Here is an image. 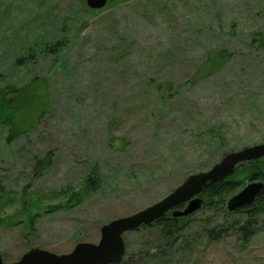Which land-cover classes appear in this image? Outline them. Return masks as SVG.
<instances>
[{"label":"rangeland","instance_id":"1","mask_svg":"<svg viewBox=\"0 0 264 264\" xmlns=\"http://www.w3.org/2000/svg\"><path fill=\"white\" fill-rule=\"evenodd\" d=\"M261 144L264 0H0L5 264L97 245L104 225ZM243 220L201 211L172 246L141 227L119 264H264V223L249 245L205 232Z\"/></svg>","mask_w":264,"mask_h":264},{"label":"water","instance_id":"2","mask_svg":"<svg viewBox=\"0 0 264 264\" xmlns=\"http://www.w3.org/2000/svg\"><path fill=\"white\" fill-rule=\"evenodd\" d=\"M109 0H86L92 11L104 9ZM264 160V144L228 154L211 170L188 177L174 192L159 203L132 216L121 218L101 228L99 244H78L68 255H55L40 249H31L18 263L14 264H119L126 256L124 236L141 227L152 226L168 213L175 218H187L198 213L203 201L198 196L209 181L230 178L240 165ZM263 182H251L231 197L226 205L230 214H236L252 206L262 189ZM184 207L183 210H176ZM0 264H5L0 253Z\"/></svg>","mask_w":264,"mask_h":264},{"label":"trees","instance_id":"3","mask_svg":"<svg viewBox=\"0 0 264 264\" xmlns=\"http://www.w3.org/2000/svg\"><path fill=\"white\" fill-rule=\"evenodd\" d=\"M239 172H243L245 175V180H248L246 185L255 181L264 183V160L252 161L239 166L230 178L218 181H209L203 187L200 195L198 196L203 201V207L199 212L218 211L223 213L224 217L228 219L233 215L245 217V220H243L241 223H237V221L233 222L230 228L228 227L227 229L220 228L214 230L212 228L205 231L207 233L208 239L212 242L224 240V238H226L230 232L235 231V234L239 237V239L241 238L240 241L244 245H249L252 241L251 239L253 238L254 229L259 224L264 223H259L260 217L264 215V188L252 206L233 215H228L226 211L227 201L242 188L240 183L235 180V176H239ZM90 186L91 188H93L92 186H95L94 181ZM182 208L183 207H179L176 210H181ZM193 216L187 218H175L173 217L172 213H169L161 220L154 223L152 226H149V228L153 226L158 227L160 234L164 238L167 245L171 243L173 244L174 241L179 240L178 238H181L180 235L184 230H186V223ZM139 230L140 229L136 230L135 232ZM172 244L170 246H172Z\"/></svg>","mask_w":264,"mask_h":264}]
</instances>
